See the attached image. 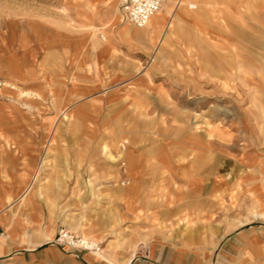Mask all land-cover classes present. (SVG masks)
Wrapping results in <instances>:
<instances>
[{"label":"rangeland","instance_id":"374dc122","mask_svg":"<svg viewBox=\"0 0 264 264\" xmlns=\"http://www.w3.org/2000/svg\"><path fill=\"white\" fill-rule=\"evenodd\" d=\"M190 4L198 9H189ZM178 11L202 20L203 25L195 26L202 35L200 47L193 49L188 39L176 37L184 46H166L165 55L159 56L166 45L163 42L146 41L145 49L137 48L134 38L125 42L115 35L121 27L136 32L148 27L139 29L127 21L119 0H0V128L64 127L61 142L55 132L36 134L40 145L25 147L29 151L36 147L38 159L79 158L86 174L80 184V200L94 189L95 182L88 177L96 173L92 161L108 159L125 168L127 142L146 147L152 142L203 135L215 143L214 152L234 156L247 150L263 155L264 131L259 129L264 126V94L260 96L258 87L231 73L239 66L245 68L247 61L264 83V0H169L159 14ZM205 23L221 30L223 39L207 36ZM194 60L209 67L192 71L189 63ZM171 62H178L181 68L168 69ZM218 64L222 69L231 65L232 72L218 77L214 71ZM114 74L123 80L143 74L151 79L144 101L127 103L124 114L99 100L113 86ZM90 83L97 84V93L77 94L76 102L96 101L101 116L89 121L87 112L80 118L63 113L69 91L73 87L79 91L80 85ZM82 125L102 127L106 132L103 146L94 148L87 137L82 138L87 135L81 134V148L74 150L72 138L80 136L74 131ZM121 126L130 133H108L111 127ZM107 142L116 144L112 148ZM25 147L21 146L24 157L31 158ZM168 184L161 183L157 208L144 214L145 243L130 245L123 262L110 261L112 255L122 258L120 245L107 248L93 238L86 237L98 244L103 256L69 250L56 239L53 244L79 264H128L133 255L143 264H158L149 258L153 241L175 251L176 264H264L263 164L241 167L228 180L212 182L207 191L198 194H191L184 182H175L170 190ZM66 228L61 229L83 237ZM85 254L97 260L87 262Z\"/></svg>","mask_w":264,"mask_h":264},{"label":"crops","instance_id":"0c3cea01","mask_svg":"<svg viewBox=\"0 0 264 264\" xmlns=\"http://www.w3.org/2000/svg\"><path fill=\"white\" fill-rule=\"evenodd\" d=\"M168 2L166 0L165 5ZM191 5L195 4H190L189 9H193ZM194 9H198V6ZM200 24L203 25V22L199 17L185 11L157 13L144 32L129 31L127 27H121L115 35L125 42L134 38L137 48L143 46L145 49L148 42H163L166 45L160 49V56L165 55L166 46H184L175 41L176 37L188 39L193 49L200 47L202 35L195 30V26ZM204 27L207 36L223 39L224 33L218 28L214 30L206 23ZM119 47L125 48L122 45ZM126 49L130 50L128 47ZM250 51L251 48H248V52ZM180 66L178 62H171L167 68L176 70ZM189 66L192 71H199L201 66L209 67V64L194 60ZM230 68L233 67L227 65L222 69V65L218 64L214 71L218 77H224L226 71L232 72ZM231 74L237 77L241 75L253 87L262 91L260 96L264 94V83L255 77L247 61L245 68H234ZM122 78L124 77L114 74L113 86L99 100L110 103V107L116 109L115 112L120 110L124 114L128 111L127 103L135 101L140 104L144 101L145 91L151 87V79L147 74L124 80ZM198 85L201 87L202 84L197 81ZM197 86L196 88L199 87ZM97 88L96 83L88 86L82 84L79 91L73 87L65 97L64 107L67 110L63 113H73L70 116L80 118L87 112L89 121L100 117L101 110L96 101L80 105L76 102L77 94L92 95L97 93ZM80 107L85 108L81 110ZM101 129L98 125H82L79 130L75 129L74 134L80 136L72 138V148H81V134L87 135L82 138L87 137L94 148L103 146L105 136L102 135L106 132ZM65 130L62 126L0 128V134L7 135L0 136V264H79L58 245L53 244L58 231L66 227L105 243L107 248L120 245L122 258L112 255L110 261L123 262L125 256L128 258L130 245L140 247L145 243L144 214L146 210H155L160 204L158 199L161 197L163 181L169 183L168 188L166 187L169 190L171 185L176 186L175 182H184L191 194H198L207 191L212 182L222 183L228 180L241 167L250 169L256 167L258 162L264 165V154L258 155L256 151L245 150L234 156L214 152L215 143L203 135H187L178 141L152 142L146 147H136L133 146L135 143L127 142L125 168L108 159L102 160L104 163L95 159L92 161L90 165L97 167L96 173L91 172L88 177L95 182L94 189L86 191L84 200H80V184L82 179L85 180L83 177L86 174L82 172L79 158L38 159L36 153L39 150L36 147L31 151L25 147L28 144L40 145L37 142L40 139L34 136L36 134L48 135L55 132L61 142L60 135ZM259 130L264 131V126ZM108 133L126 135L130 131L121 126L111 127ZM109 143L107 142V146L112 144V148L116 144ZM21 146L25 147L27 153L30 152L31 158L24 157ZM150 244V261L176 264L178 256L175 251L165 249L155 241ZM83 259L95 262L97 257L85 254ZM127 261L128 264H143L134 255Z\"/></svg>","mask_w":264,"mask_h":264},{"label":"built area","instance_id":"2783aa9c","mask_svg":"<svg viewBox=\"0 0 264 264\" xmlns=\"http://www.w3.org/2000/svg\"><path fill=\"white\" fill-rule=\"evenodd\" d=\"M119 3L127 20L135 27L142 29L162 10L166 0H119ZM0 236H2L1 231ZM56 242L69 250L80 249L93 254H99L101 251L97 243L86 240L84 237L74 236L65 229L58 232Z\"/></svg>","mask_w":264,"mask_h":264},{"label":"bare ground","instance_id":"6f19581e","mask_svg":"<svg viewBox=\"0 0 264 264\" xmlns=\"http://www.w3.org/2000/svg\"><path fill=\"white\" fill-rule=\"evenodd\" d=\"M191 8H196V5H191L190 6ZM150 24V22L148 23V25ZM66 114V113H65ZM66 117V116H65ZM84 237V239H86V240H90V239H88V238H86L85 236H83ZM102 252L100 251V254H101ZM101 256H103V253H102V255Z\"/></svg>","mask_w":264,"mask_h":264}]
</instances>
